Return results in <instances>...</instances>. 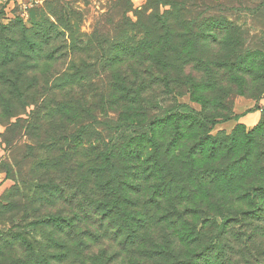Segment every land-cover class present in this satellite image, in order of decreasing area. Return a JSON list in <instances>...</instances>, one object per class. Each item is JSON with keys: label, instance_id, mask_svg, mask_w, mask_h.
Instances as JSON below:
<instances>
[{"label": "rangeland", "instance_id": "374dc122", "mask_svg": "<svg viewBox=\"0 0 264 264\" xmlns=\"http://www.w3.org/2000/svg\"><path fill=\"white\" fill-rule=\"evenodd\" d=\"M167 1L0 0V75L11 77L14 71L31 86L22 94H32L25 100L30 105L11 109L8 92L0 87V210L26 209L23 224L43 213L68 215L73 205L63 185L78 162L66 160L67 147L76 149L71 155L80 157L85 149L93 158L105 136L98 129L104 117H146L140 115V93L152 102L176 100L221 117L217 122L223 123L209 135L229 137L196 155L198 129L182 122L179 128L170 118L148 135L129 132L115 146V162L141 195L159 199L148 206L159 209L143 218L150 233L145 241L162 238L168 249L149 264H173L199 250L196 243L179 242L185 228L175 211L199 225L220 212L234 216L248 209L236 200L245 188L264 186V127L258 129L264 120V22L256 14L264 0ZM40 28L62 35V42H46L36 51ZM67 46L78 51L73 61ZM254 109L260 122L251 128L241 119L224 122ZM198 173L204 180H197ZM223 175L234 179L224 182ZM39 184L50 189L36 190ZM255 226V245L264 252V210ZM75 230L73 247L80 253L89 247L84 257L98 250L93 226ZM32 235L40 240V233L29 232V240ZM2 239L9 238H0V263L36 264L27 249ZM145 250L152 251L141 244L120 252L125 264H143L139 255Z\"/></svg>", "mask_w": 264, "mask_h": 264}, {"label": "trees", "instance_id": "16d2710c", "mask_svg": "<svg viewBox=\"0 0 264 264\" xmlns=\"http://www.w3.org/2000/svg\"><path fill=\"white\" fill-rule=\"evenodd\" d=\"M167 2H169L167 5H175L173 0ZM256 14L257 18L264 22V4L258 7ZM165 16L168 17L169 14H165ZM45 24L52 28L54 26L46 21ZM61 36L58 33L50 34L45 28H40L37 36L35 35V40L39 44L36 51L42 52L46 42L48 44L50 42L60 44L62 42L59 39ZM65 48L67 49L65 52L73 61L78 51L69 50L70 47L68 46ZM16 70H19V66L16 67ZM170 82V80H163L166 90H169ZM188 84L191 86V81H188ZM0 87L8 92V105L6 107L10 105V108L13 109L14 106L22 108L30 105L25 103V100L31 99L32 94L27 97V94H22L21 90L31 86L27 85L20 77L15 76L14 71L11 73V77L0 75ZM185 90L189 91L188 89ZM65 94L70 97L72 92ZM138 100L141 102L140 115H146L144 119L132 117L129 114L124 116L120 113H113L116 114V118L104 117L98 123V129L101 132L99 135L105 134V136H101L100 145L93 158L89 150H81L79 157L71 155L76 151L75 148L67 147L66 160L72 163L78 162L73 166V171L66 175L67 181L63 185L67 189L68 195H66L71 198L73 205V210L69 211L68 215L43 213L41 216L37 215L31 222L23 224V221L28 219L26 209L16 210V207H1L0 238L3 236L9 238L2 239L6 245L20 244L21 248L30 252L36 264H125L121 250L147 244L152 251L145 250L140 253L139 261L143 264L158 263L156 259L167 253L168 244L165 243L164 249L162 238H160L161 242L158 243L154 239L148 241L149 243L145 241L147 237H150V233L144 219L146 220L148 215L154 212L153 210L159 209L157 207L148 208L149 203H154L159 199L150 193L147 197L141 195V191L132 182L130 175H126L125 171L115 162V146L119 140H125V136L129 132L139 129L148 135L154 131L159 121L170 118L179 128L182 122L198 129L200 135L194 147L196 155L203 150L205 145L215 147L221 140H227L229 137L224 135L221 138L220 134L216 137L209 135L213 127L223 122H217L221 117H211L204 109L198 112L186 104L178 103L176 100L167 101L165 104L152 102L148 98H143L142 93H140ZM34 103H31V106H35L36 102ZM255 111L258 110L246 111L244 114L226 119L224 122H238L242 117ZM128 116L132 117V121H129ZM263 127L264 120L261 119L258 129H263ZM156 166L158 169L159 166ZM153 170L155 171V168ZM196 175H198L197 180H204L205 178L203 173ZM232 178L234 179V175L230 178L223 175L222 180L231 182ZM238 179L239 177L235 178V180ZM34 187L36 190L43 189V191L50 189L46 184H39ZM16 193L19 194L20 192L17 190ZM38 195L41 197L40 192ZM150 197L152 200L148 201ZM143 201L145 203H142ZM236 202L242 203L248 209L238 211L234 216L220 212L212 221L199 223V225L190 223L179 211H175L176 215L182 217L181 221L184 222L182 228H185L182 230L185 236L179 242H188L189 245L196 243L199 245V250L191 255L176 258L173 264H264V252L259 251L255 245L254 233L260 211L264 210V186L253 185L245 188L243 198L239 201L236 200ZM259 202H262L263 205H260ZM184 215L187 216L188 214L185 213ZM89 224L99 234L94 237L99 248L84 257L82 253L86 250L89 251V247L84 250L82 244L84 251L81 253L80 250L78 251L73 247L77 241L76 236H78L75 229L82 226L83 229L87 230ZM240 225L244 229L243 233H240ZM48 227L50 228L49 231L46 230ZM29 232L31 234L40 233L38 239L41 241L33 235L29 240ZM58 235L61 237L56 238ZM59 241H62L61 244ZM155 247L159 249H154ZM58 250H61L59 254ZM3 256L4 252L0 246V257ZM0 264L9 263L1 262Z\"/></svg>", "mask_w": 264, "mask_h": 264}, {"label": "crops", "instance_id": "0c3cea01", "mask_svg": "<svg viewBox=\"0 0 264 264\" xmlns=\"http://www.w3.org/2000/svg\"><path fill=\"white\" fill-rule=\"evenodd\" d=\"M259 119H260V114L258 112H254L242 117L241 123L244 126H246V128H251L259 121Z\"/></svg>", "mask_w": 264, "mask_h": 264}]
</instances>
